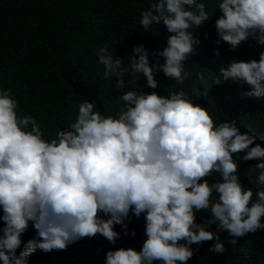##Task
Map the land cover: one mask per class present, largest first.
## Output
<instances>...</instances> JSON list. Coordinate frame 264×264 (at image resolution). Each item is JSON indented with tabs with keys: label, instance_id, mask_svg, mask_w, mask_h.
<instances>
[{
	"label": "clouds",
	"instance_id": "9594fccd",
	"mask_svg": "<svg viewBox=\"0 0 264 264\" xmlns=\"http://www.w3.org/2000/svg\"><path fill=\"white\" fill-rule=\"evenodd\" d=\"M216 12L217 46L235 52L251 39L264 47V0H218ZM140 17L145 31L163 26L166 40L153 53L133 46L128 67L108 45L97 50L103 78L115 77L120 93L113 94L110 114L85 99L75 119L45 139L36 118L18 114L13 90L0 88V264H28L37 250L64 251L97 236L115 245L117 226L136 236L128 231L132 217L144 219L140 250H109L105 264H188L205 242H213L210 251L225 252L222 233L235 246L264 230V172L255 190L240 179V163L256 161L264 169V147L235 120L217 123L183 87L190 79L186 62L202 43L197 31L212 17L205 3L154 0ZM159 73L180 87L158 93ZM141 78L152 91L130 87ZM225 84L246 88V98H264V51L258 59L221 64L213 86ZM250 116L245 111L240 121ZM30 225L36 235L23 242Z\"/></svg>",
	"mask_w": 264,
	"mask_h": 264
},
{
	"label": "trees",
	"instance_id": "16d2710c",
	"mask_svg": "<svg viewBox=\"0 0 264 264\" xmlns=\"http://www.w3.org/2000/svg\"><path fill=\"white\" fill-rule=\"evenodd\" d=\"M154 0H0V88L13 90L19 101L18 114L37 119L45 139L55 138L56 129H63L75 119L78 105L87 99L96 104L102 114H110L119 95L114 88L116 78L104 79V67L98 63L97 50L108 45L109 51L124 58L128 67L132 47L143 44L149 53L164 46L167 33L163 26H152L145 31L140 25V12ZM211 19L198 31L202 43L197 54L186 62L190 79L183 85L193 101L208 107L217 123L235 120L242 132H250L264 147V98H246V88L225 84L213 86L215 72L221 64L233 57L240 60L258 59L264 47L251 39L235 52L227 44L217 46L214 21L218 18V0H203ZM205 33L208 38L205 39ZM219 50V56L214 52ZM158 57L150 55L155 63ZM162 62V61H161ZM203 71V80L197 74ZM158 93L167 95L178 87L175 82L156 75ZM126 82L131 77H125ZM145 80L130 84L137 91L144 88ZM114 94V95H113ZM251 113L240 121L243 112ZM257 162L240 163L241 183L256 189L255 180L264 169ZM211 179H216L212 177ZM215 198V197H213ZM208 213L198 214V222ZM0 223V227H2ZM143 216L132 217L129 233L124 236L119 226L115 231L121 239L115 245L97 236L83 239L67 250L43 253L37 250L28 264H105L106 253L120 247L140 250L146 239ZM209 230L215 231L214 226ZM36 235L34 228L23 234L27 242ZM227 233L221 234L226 251H210L213 242H205L188 264H264V230L249 233L233 246ZM197 246L193 245L195 249ZM19 254V250H18Z\"/></svg>",
	"mask_w": 264,
	"mask_h": 264
}]
</instances>
